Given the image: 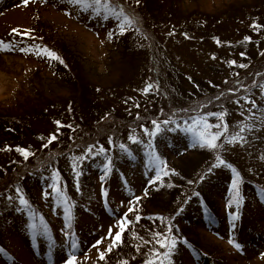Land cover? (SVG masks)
I'll return each mask as SVG.
<instances>
[{
	"label": "rangeland",
	"instance_id": "374dc122",
	"mask_svg": "<svg viewBox=\"0 0 264 264\" xmlns=\"http://www.w3.org/2000/svg\"><path fill=\"white\" fill-rule=\"evenodd\" d=\"M118 1L128 2L127 7L136 3V0ZM139 3L136 8L140 12L137 16L140 32L129 28L119 33L115 18L104 20L91 11L73 9L67 0H28L27 4L21 0H0V39L12 43L9 49L0 48V56L14 61L20 69L13 76L14 88L0 98V176L8 179L3 183L10 181L11 185L0 195V249H3L0 264H62L66 258L67 238L61 231L67 230L63 204L42 194L44 190L51 191L53 167L60 170V184L75 202L72 224L79 240L78 264H120L121 260L140 264L141 253L147 254L151 245L141 244L131 231L135 230L145 240L151 239L152 232L160 231L155 220L146 218L147 209L141 206V220L125 230L122 244L105 252L103 260L97 248H107L110 241L105 233L116 214L123 211L121 202L126 204L131 194L143 195L147 187L151 194L159 195L165 208H171V214H164L169 215L172 226L202 250L212 252L213 256L209 255L212 261L264 264V256L260 255L264 252V193L260 196L256 190L258 183L264 185V121L253 118L252 122L261 127L246 131V143L227 144L219 150L241 175L239 193L243 200L239 205L227 203L235 195L231 190L233 172L228 164L217 165L202 174L203 180L194 183L203 165L215 159V152L192 146L190 133L174 132L170 125L154 138L157 152L169 168L176 170L169 172L173 178L162 177H167L165 184L156 182L158 187L147 185L148 179L155 175L154 168L147 166L143 150L147 145L128 140L130 132L144 139L139 125L150 126L153 118L176 116L180 123L190 120L194 114L191 109L199 105H203L201 112L227 108L225 119L230 132L236 130L237 120L247 122V108L259 111L264 101L252 80H264V29L256 31L251 22L256 20L264 25V0H139ZM167 24L173 27H165ZM13 27L30 34H14L10 31ZM110 31L115 35L109 37ZM245 36L251 39L244 40ZM29 45H46L61 56L63 63L38 54L35 47L28 51ZM241 52L246 55L241 56ZM229 60L237 63L229 64ZM149 82H154V90L140 91ZM240 84L248 88H240ZM232 87L239 91L228 93L226 89ZM244 94L257 102L256 107L243 101ZM232 96L241 103L236 104L230 99ZM4 115L8 118L2 119ZM111 115L120 120L127 118V125L110 123ZM209 119L215 122L214 118ZM57 120L60 125L55 123ZM51 134L56 139L48 142ZM110 135L113 144L108 143ZM121 142L128 145L131 155L119 148ZM96 143L110 150L112 170L101 181L103 156L89 158L81 165L77 190L70 157L81 152L86 144ZM5 145L9 147L6 149ZM16 145L28 147L32 155L24 159L16 151ZM198 149L206 150L207 155L198 156ZM55 152L57 155L52 156ZM53 158L55 163L50 160ZM102 183L109 189L107 204L113 217L104 210ZM17 184L24 189L31 209L36 212L35 238L28 228L27 213L17 212L18 203L6 199L14 194ZM128 188L132 189L131 194ZM195 190L200 192L202 202L214 208L209 217L198 196L190 197ZM181 203L184 208L176 212ZM232 212L238 215L232 217ZM40 216L48 226L47 232ZM100 237L105 238L100 245L93 246ZM229 237L237 239L243 249H236L229 243ZM137 245L141 247L139 253ZM197 255L203 261L202 256L178 240L172 261L196 264L193 258Z\"/></svg>",
	"mask_w": 264,
	"mask_h": 264
},
{
	"label": "snow or ice",
	"instance_id": "6c2138e0",
	"mask_svg": "<svg viewBox=\"0 0 264 264\" xmlns=\"http://www.w3.org/2000/svg\"><path fill=\"white\" fill-rule=\"evenodd\" d=\"M43 2V0H41ZM22 4H27L28 0H21ZM136 3H139V0H136ZM67 4L75 9L80 8L84 11H91V13L98 18H103L104 20H109L111 18H115L116 24V31L119 33H125L129 28H134L137 32H140L139 27H137L138 20L133 12L128 10L126 6L122 2H114V0H67ZM65 11H69L68 8H65ZM252 26L256 31L264 29V25L259 24L256 20L251 22ZM12 33L20 32L21 35L27 36L30 33L28 31L21 32L18 27H13L10 30ZM114 32H109L108 36H114ZM187 35V33H185ZM217 43H219V39L215 38ZM244 40L251 39L250 36H245ZM228 43H231L230 41ZM12 47V43L10 40L0 39V48L9 49ZM33 47L39 49L38 54H46L50 58H54L61 63L63 60L61 56L55 52L54 50L48 48L46 45L41 47L40 45H29L28 51H32ZM21 51H25V49H21ZM241 56L246 55V53L241 52ZM213 56L215 54L213 53ZM229 64H236V60H229ZM241 67H247V65H241ZM259 75V74H257ZM190 79V77H189ZM227 79V78H225ZM153 83L149 82L144 85L140 91L144 93H148L153 89ZM211 83V81L209 82ZM252 84L257 85L261 92V99L264 101V80L256 81L252 80ZM240 88H248L246 84H240ZM228 93H235L239 90L235 87L226 89ZM221 97L224 96L222 92L220 94ZM213 100H219L218 97H213ZM236 104H240L241 100L237 99L235 96L230 97ZM243 101L250 103L253 107H256L257 102L247 94H244L242 97ZM211 103V101H209ZM203 105H199L197 108L191 109L194 113L190 120L185 119L182 123L178 122L180 119L176 116L166 117L164 119L153 118L151 119L150 126H146L145 124H140L139 128L142 129L143 137L137 135L135 132H130L128 134V140L139 143L141 145L146 144L147 146L144 147V152L148 158V167L154 168L155 175H152L150 179H148L147 183L149 185H153L158 187L159 184H163L164 181L162 179L163 176H167L169 172H175L174 168H169L166 161L160 156L157 152V149L153 143L155 137L158 134L162 133L166 130L170 125H172V131H183L185 133H190L192 135V140L194 144L192 146L198 145L201 148L211 149L215 152V163L216 165H224L227 161L222 157L219 149L224 148L227 144H235V143H246L245 141V133L246 131L250 132L254 128L261 127V124L253 123V118L264 121V104L261 105L259 111L253 112L251 108H247L248 117L247 122L244 119L237 120L235 123L237 128L235 131H231L229 129V124L225 119L228 109L223 108L222 110L217 111H200ZM161 111H163L161 109ZM243 114V113H242ZM107 115V114H105ZM136 115L139 117V113L137 112ZM209 118H214L215 122H212ZM57 125L61 124L60 120L55 122ZM71 127V125H69ZM59 131V128H57ZM56 139L55 134H51L48 137V142ZM108 143L113 144V137L110 135L108 136ZM119 148L122 151L127 152L131 155V149L128 147L127 144L121 142L119 143ZM6 149L9 145L4 146ZM16 151L22 154L24 159H27L32 152L28 147H21L19 145L15 146ZM110 150L106 149L103 144H86L84 149L79 152L78 154H72L71 159V170L73 172L74 177L76 178V187L79 190V177L82 175V168L81 165L91 157H98L103 156V162L101 167L103 168V174L99 177L101 181H104L106 177L109 175L110 171L112 170V156L109 154ZM264 158V157H262ZM228 167L232 169L233 176H232V183H231V190L235 193L233 199H230L227 203L228 205H232L234 202L239 205L243 200V197L239 193V184L241 181V175L236 170V168L232 164H228ZM207 172H211L213 169L211 167L205 169ZM51 184L49 185L51 191L48 190L43 191L44 197L53 196L55 197V202L63 204L64 211V222L67 225V230L61 229L63 232L64 237L67 238V255L66 258L63 259L62 264H78L76 250L79 248V240L78 237L73 229V206L74 201L71 200V197L67 194L64 188L61 186V175L60 170L53 167L51 168ZM200 180H203V175L200 176ZM156 182H159L156 183ZM125 185H127V181H124ZM191 183V182H190ZM171 186V184H169ZM129 193H132V189H127ZM101 192L105 197V204L107 205V197L109 195V189L101 184ZM2 195V194H0ZM143 195H148V190L145 189ZM6 199L9 203L16 201L18 203V207H16L17 212H26L29 217V224L28 228L33 233V238H35V233L37 230V222L35 220L36 212L34 209L30 207V200L25 193L24 189L19 186L18 184L15 186L14 194H9ZM142 196L131 194V198L125 204L124 201L121 203L124 204V209L122 212L116 214L113 220V224L108 226V229L105 233V236L109 238V244L106 249L101 250L97 248L98 256L101 260L105 258V252H111L114 247L118 244H122V234L125 232L126 229L130 228L135 222H139L141 220V211L140 209V202ZM186 203V201H185ZM184 208V203H181L176 211H180ZM129 214H132V218H129ZM154 217L158 218L162 222H167L163 231H155L151 233V239L145 240L143 237H139L138 233L135 230L131 231V235L133 237H137L140 239L141 244L143 245H151L147 254L142 255V259L140 264H173L172 261V253L174 252L177 241L183 239L174 233L171 218L163 216L161 213H154ZM232 217H236L238 212L230 213ZM40 223L44 224V231L47 232L48 226L44 222L43 216H40ZM234 227V225H233ZM105 237H100L95 239L93 246H98L101 244V240ZM53 241L50 240V244ZM229 243L234 245V247L238 250L243 249V245L238 242L237 239L233 237H229ZM3 251V249H0ZM136 251L139 253L141 251L140 245L136 246ZM261 256H264V252L260 253ZM87 257H85L86 259ZM120 264H128V260H121Z\"/></svg>",
	"mask_w": 264,
	"mask_h": 264
},
{
	"label": "trees",
	"instance_id": "16d2710c",
	"mask_svg": "<svg viewBox=\"0 0 264 264\" xmlns=\"http://www.w3.org/2000/svg\"><path fill=\"white\" fill-rule=\"evenodd\" d=\"M172 6H174L175 8H176V6H175V4L174 3H172ZM176 11V9H174L173 10V12H175ZM168 15H171V13L170 14H168ZM162 18H164V17H162ZM158 90H159V85L156 87ZM38 108H41V107H38ZM22 116V115H21ZM21 116H19V117H21ZM10 117H15V115H10ZM17 117V116H16ZM4 118H8L6 115H4L3 117H2V119H4ZM106 121H108V119L106 120ZM109 122L110 123H118V125H120L121 127H123L125 124H127V122H128V119L127 118H125V120H120V119H118V118H116V117H113L112 115H111V117L109 118ZM201 148V147H200ZM196 149V148H195ZM200 154H198V156H200V157H204V156H206L207 154H206V150H197ZM186 153H184V155H185ZM183 156V155H182ZM181 156V157H182ZM192 172V171H191ZM191 172H190V174H191ZM7 173V172H6ZM189 174V175H190ZM172 174H170L168 177H170V178H173L174 176H171ZM192 175V174H191ZM190 175V176H191ZM193 176H191V178H192ZM167 178V177H166ZM165 178V179H166ZM0 179L2 180L1 182H0V194L1 193H3V191H5L8 187H9V185H10V181L7 183V184H5V183H3V181L4 182H7L8 181V179L6 178V177H3V176H0ZM176 181V179L174 180V182ZM3 184H5V185H3ZM165 184V183H164ZM151 190V189H150ZM148 191V195H146V196H143L142 197V199H141V202H140V206L142 207V208H146L147 210H146V212H144L145 214H146V218L148 219H150V220H155V222H156V224H157V226H159V230L160 231H162L163 229H164V227H165V224L167 223V222H162V221H160L158 218L157 219H154V218H156V217H154V213H161L163 216H166V217H169V215L168 214H171L172 212H170V207H167V208H165V206H163L161 203H160V200H159V195L158 194H156V192H154L153 194H151V191ZM169 194H172L171 192L169 193ZM154 195H157V196H154ZM172 205H174V201H172V203H171ZM164 213H168L167 215L166 214H164ZM143 214V213H142ZM144 215V214H143ZM136 227V226H135ZM138 229V228H137ZM173 230H174V233L175 234H177V232L175 231V229L173 228ZM196 242H198V241H196ZM195 244V243H194ZM193 244V245H194ZM195 246H196V244H195ZM198 246V245H197ZM203 246V245H202ZM198 247H200V246H198ZM205 247V246H204Z\"/></svg>",
	"mask_w": 264,
	"mask_h": 264
},
{
	"label": "bare ground",
	"instance_id": "6f19581e",
	"mask_svg": "<svg viewBox=\"0 0 264 264\" xmlns=\"http://www.w3.org/2000/svg\"><path fill=\"white\" fill-rule=\"evenodd\" d=\"M19 72L20 69L15 66L14 61L0 56V98L7 96L14 88L16 83L13 82L15 81L13 76H17Z\"/></svg>",
	"mask_w": 264,
	"mask_h": 264
}]
</instances>
